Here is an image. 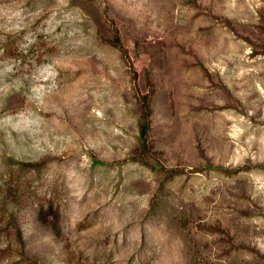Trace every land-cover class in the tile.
I'll return each instance as SVG.
<instances>
[{
  "label": "rangeland",
  "instance_id": "obj_1",
  "mask_svg": "<svg viewBox=\"0 0 264 264\" xmlns=\"http://www.w3.org/2000/svg\"><path fill=\"white\" fill-rule=\"evenodd\" d=\"M0 264H264V0H0Z\"/></svg>",
  "mask_w": 264,
  "mask_h": 264
},
{
  "label": "trees",
  "instance_id": "obj_2",
  "mask_svg": "<svg viewBox=\"0 0 264 264\" xmlns=\"http://www.w3.org/2000/svg\"><path fill=\"white\" fill-rule=\"evenodd\" d=\"M146 112H147V115L149 113V106L147 105L146 107ZM147 122V121H146ZM147 126V123L143 124V129H142V136H145V127Z\"/></svg>",
  "mask_w": 264,
  "mask_h": 264
}]
</instances>
